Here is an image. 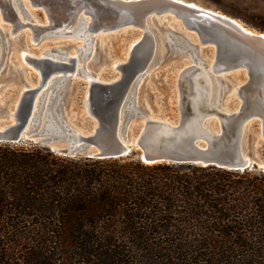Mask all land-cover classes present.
<instances>
[{
	"label": "water",
	"instance_id": "95a60500",
	"mask_svg": "<svg viewBox=\"0 0 264 264\" xmlns=\"http://www.w3.org/2000/svg\"><path fill=\"white\" fill-rule=\"evenodd\" d=\"M28 1L60 15L57 27H66L68 19L63 16L71 14L70 23L90 16L97 25L89 28L92 32L101 29L99 22L106 24L104 31L135 27L143 32L130 46L128 61L118 65V76L110 80L81 77L85 81L83 108L94 122L89 134L76 131L66 120L78 77L71 73L72 57L26 56L17 63L0 59V143L42 145L70 157H134L144 163H189L264 173V162L256 164L245 146L248 126L254 121L260 123L264 139V32L182 0ZM6 13L19 24L11 8ZM157 20L176 22L174 36L180 49L196 51L204 45L215 50L210 70L192 62L168 88L175 94L177 124L155 120L145 102L143 75L157 62V41L150 28ZM52 29L34 25L35 42L42 32ZM235 72H245L247 79L233 84L226 74ZM8 88L19 90L13 110L1 102V93ZM136 116L144 128L132 142L124 130ZM214 120L217 130L211 124Z\"/></svg>",
	"mask_w": 264,
	"mask_h": 264
},
{
	"label": "trees",
	"instance_id": "16d2710c",
	"mask_svg": "<svg viewBox=\"0 0 264 264\" xmlns=\"http://www.w3.org/2000/svg\"><path fill=\"white\" fill-rule=\"evenodd\" d=\"M0 264H264V173L0 143Z\"/></svg>",
	"mask_w": 264,
	"mask_h": 264
},
{
	"label": "rangeland",
	"instance_id": "374dc122",
	"mask_svg": "<svg viewBox=\"0 0 264 264\" xmlns=\"http://www.w3.org/2000/svg\"><path fill=\"white\" fill-rule=\"evenodd\" d=\"M196 3L204 8L227 14L246 27L257 30L251 24L253 17L264 15V0H184ZM16 8L24 24L38 27L54 28L42 32L35 42V34L30 27L21 28L14 36L10 34L12 24L3 22L0 12V59L11 63L25 57L41 58L44 56L66 60L67 57L79 52L82 66L75 78V91L71 95V102L66 112L67 122L78 132L89 134L94 122L85 114L83 108V89L86 72L102 79L110 80L120 74L115 65L125 64L128 61V52L132 43L142 35V30L135 27L103 30L106 24L99 22L98 31L92 32L89 28L94 25L90 16H83L79 20L69 22L72 15H65L68 20L66 27H57L61 24L60 15L48 11L42 6H32L28 0H17ZM235 14V16L233 15ZM57 27V28H56ZM151 32L157 41V62L147 68L143 80L145 81L144 96L149 114L155 120L178 123V110L175 94L168 90L173 86L177 75L189 64L196 63L202 68L210 70L215 60V50L211 47L198 45L196 51L180 49L174 36L178 32L177 24L168 20H157L151 25ZM261 32V31H259ZM193 40L197 41L196 38ZM176 51L172 53V51ZM233 84H241L247 79L245 72L226 74ZM35 83V76L30 77ZM19 90L8 88L1 93V102L4 108L13 110ZM43 121V116H42ZM212 127L217 130L216 120ZM144 128V122L139 117L133 118L126 126L124 133L128 140L135 141ZM259 122H252L247 129L245 141L246 150L253 160L260 159L259 149L264 145L260 137Z\"/></svg>",
	"mask_w": 264,
	"mask_h": 264
},
{
	"label": "bare ground",
	"instance_id": "6f19581e",
	"mask_svg": "<svg viewBox=\"0 0 264 264\" xmlns=\"http://www.w3.org/2000/svg\"><path fill=\"white\" fill-rule=\"evenodd\" d=\"M184 1V0H182ZM5 2H7V4H10V7L7 6V4H5ZM187 2V1H186ZM190 3H193V2H190ZM198 5V4H197ZM200 6V5H198ZM202 7V6H200ZM8 8H11V10L14 11V13L17 15L18 19H19V24H16L14 22L11 21V18L8 16V14L6 13V9ZM204 8V7H202ZM0 12H1V15H2V20L3 22H7L9 24H12V28H11V31H10V34L12 36H14L18 31H20L21 28H24V27H30L32 29V25L30 24H24L22 22V19L20 17V13L18 12L17 8L15 7L14 5V0H0ZM78 20V19H77ZM76 20V21H77ZM238 23L242 24L241 22L238 21ZM71 57L74 59V66L71 70V73L74 75V76H78L79 73H80V70H81V66H82V60L80 58V54L79 52L75 55H71ZM25 58V55L24 53L22 54V59ZM114 68L116 70H118V65H115ZM87 79H90L91 77V74L89 72H86L85 75H84Z\"/></svg>",
	"mask_w": 264,
	"mask_h": 264
}]
</instances>
